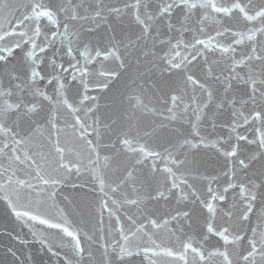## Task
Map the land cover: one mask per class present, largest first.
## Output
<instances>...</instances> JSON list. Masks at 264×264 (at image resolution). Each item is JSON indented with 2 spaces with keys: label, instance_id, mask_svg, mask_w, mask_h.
I'll return each instance as SVG.
<instances>
[{
  "label": "snow or ice",
  "instance_id": "6c2138e0",
  "mask_svg": "<svg viewBox=\"0 0 264 264\" xmlns=\"http://www.w3.org/2000/svg\"><path fill=\"white\" fill-rule=\"evenodd\" d=\"M0 264H264V0H0Z\"/></svg>",
  "mask_w": 264,
  "mask_h": 264
}]
</instances>
